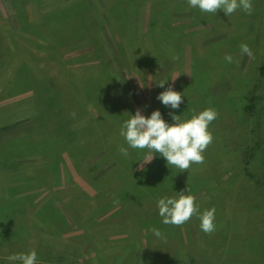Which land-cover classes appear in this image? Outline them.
Returning a JSON list of instances; mask_svg holds the SVG:
<instances>
[{
	"label": "rangeland",
	"instance_id": "obj_1",
	"mask_svg": "<svg viewBox=\"0 0 264 264\" xmlns=\"http://www.w3.org/2000/svg\"><path fill=\"white\" fill-rule=\"evenodd\" d=\"M251 3V14L226 17L186 0H0V200H22L38 264H264V0ZM168 87L183 95L181 120L218 113L213 140L183 172L162 158L141 169L144 153L128 155L138 181L165 189L146 187L141 201L116 171L127 147L119 126L138 108L172 123L155 99ZM15 139L23 148L5 150ZM152 164L158 177L143 172ZM11 173L21 176L6 181ZM174 191L201 212L214 207L215 230L202 232L196 216L162 224L156 200ZM55 206L70 227L58 216L56 228ZM7 229L0 264L23 253L10 244L21 231Z\"/></svg>",
	"mask_w": 264,
	"mask_h": 264
},
{
	"label": "clouds",
	"instance_id": "obj_2",
	"mask_svg": "<svg viewBox=\"0 0 264 264\" xmlns=\"http://www.w3.org/2000/svg\"><path fill=\"white\" fill-rule=\"evenodd\" d=\"M189 8L201 13L216 15L218 11L224 16H231L242 10L251 14V0H186ZM241 52L250 54L246 44L241 45ZM231 61V57H226ZM176 79V78H175ZM171 79V80H175ZM166 79L158 86L163 88ZM164 108L169 109L168 115L172 123H168L160 110H153L145 116L143 110L138 108L134 114H128L119 126V135L123 137L127 147L120 149L124 157H128L129 149L144 153L137 163L143 169L156 158H162L166 167L187 170L193 164L203 163V153L212 142L213 136L209 125L217 118L218 113L213 108H206L193 114L190 118L181 120L174 110L180 108L182 93L174 91L171 87L160 92L155 98ZM187 192V189H186ZM172 196H161L156 200L157 215L165 225L180 226L193 216L199 220V228L204 233L215 230V208L201 212L195 203V197L184 192H175ZM154 236L161 237L158 228L150 229ZM10 264H38L37 253L33 250L28 253H15L7 257Z\"/></svg>",
	"mask_w": 264,
	"mask_h": 264
},
{
	"label": "trees",
	"instance_id": "obj_3",
	"mask_svg": "<svg viewBox=\"0 0 264 264\" xmlns=\"http://www.w3.org/2000/svg\"><path fill=\"white\" fill-rule=\"evenodd\" d=\"M22 29L23 28H25L24 27V25H22V27H21ZM13 41V40H12ZM14 42V41H13ZM132 57H133V54H132ZM259 72H260V74L261 75H264V65H262L260 68H259ZM16 77H17V74H16ZM13 84H14V87H13ZM18 84H17V80H16V82H13V83H10V85L8 86L9 88H8V91L11 89L12 90V92L16 89V86H17ZM15 88V89H14ZM102 102H103V100H102ZM105 108H106V106L104 105V107H103V110H105ZM103 110H102V112H103ZM124 119H126L127 118V115H124ZM22 139H15V141H12V142H10V143H8L9 145L7 146L6 145V148H5V150H10V149H15V150H18V149H20L21 150V148H23L21 145H23V143H22V141H21ZM15 144H17V145H15ZM10 145H15V146H10ZM10 146V147H9ZM132 152H133V156L135 155V153L136 152H134L135 150H131ZM137 154V153H136ZM132 155H130L129 154V158L131 157L132 159L133 158H135V156L133 157ZM132 159H126L123 155H120V159L118 160V162H119V164L117 165V166H119V169L118 170H116L118 173L120 172V169H121V167H123L122 169H123V173L124 172H126V173H128V175H130L129 177H128V179H130V181H128V182H130V184H131V182H133L134 181V183H135V185L140 189V191H142V192H140V193H138L137 194V196H134V198H137L138 200L139 199H141V201H144V200H146V199H149L151 196H150V194H148V192L149 191H147V188L149 189V188H151V186H153V187H155V191L156 192H158V191H161V190H165V189H163L162 187L161 188H159V187H156V186H154V185H152V181H155V179L156 178H154V179H151V178H149L150 180H147V181H145L144 182V184H142V182L141 181H138V179H137V176L140 174V173H137L135 170H134V165H132L131 163V160ZM129 162H130V164H129ZM153 168H154V166H153V164L152 165H149L147 168H145L144 169V173H146V172H148V174H150V176L149 177H152V176H155V177H158V175H160L157 171H154L153 170ZM142 172V173H143ZM1 174V173H0ZM120 174V173H119ZM17 176V177H19V176H21V173H11L10 174V176H9V174H7V176H6V181H9V180H13L14 178V176ZM45 175H47V174H45ZM44 175V176H45ZM1 177H2V175H0V180H1ZM13 179H12V178ZM10 178V179H9ZM15 179H17V178H15ZM139 185H141V187L139 186ZM147 187V188H146ZM142 188H143V190H142ZM144 189H146V190H144ZM149 190H151L152 191V189H149ZM158 194H159V192H158ZM149 195V196H148ZM152 195V194H151ZM6 198V197H5ZM128 199H126V201L124 200L123 202H122V204H121V207H123V206H125V205H128L130 202H128L127 201ZM45 204V203H44ZM43 204V205H44ZM42 205V206H43ZM131 206V205H130ZM154 213H157V208H156V212H154ZM17 219V222L18 223H20V224H23V219L21 218V217H18V218H16ZM25 225V224H24ZM16 243V242H15ZM16 247H15V250L17 251V250H19V251H21L22 250V252L23 253H25L26 252V247H25V245H24V243L21 241V240H19L18 241V243L17 244H14ZM39 250L40 249H38L37 251H38V253H39ZM29 251H27L26 253H28Z\"/></svg>",
	"mask_w": 264,
	"mask_h": 264
},
{
	"label": "crops",
	"instance_id": "obj_4",
	"mask_svg": "<svg viewBox=\"0 0 264 264\" xmlns=\"http://www.w3.org/2000/svg\"><path fill=\"white\" fill-rule=\"evenodd\" d=\"M1 170H2V168H0V173H2ZM10 200H11V198L10 199L3 198L2 200H0V215H1L0 216V225H1V222H2V223H6L8 225V229L7 230L11 231L13 229V230H15L17 232L20 230L21 234H18L17 236H15L14 239L17 240V241L21 240L23 243H26V240L27 239L29 240V238H30L31 232L35 228L37 230V226H35L34 223L29 225V222H28V226L24 225L25 224L24 208L20 207L21 204H22V202H21L22 200L18 199V197L15 198L14 199V205L9 207ZM11 201H13V200H11ZM70 201H71V199H70ZM7 202H8V204H7ZM39 208L40 207L38 205V207H34V210L39 209ZM50 211H51V217L52 218H53V214H55V217L53 219H54L55 225L57 226L56 228L59 227V224L57 223L58 221H56L57 220L56 217H58V216H61L63 219L65 218L64 220L66 221V224L68 226L70 225L68 220L66 219V216L64 215V213H62L56 206L54 208H50ZM4 214H5V216L7 215V218L5 217V218L1 219L2 216L4 217ZM48 214H49V212H48ZM8 215H9V218H8ZM18 217H21L23 219V224H20V223L17 222L16 218H18ZM71 228H73V227H71ZM30 229H32V231H30ZM6 238H8V237H6ZM10 244L14 245L16 243H15V241H13V242H10Z\"/></svg>",
	"mask_w": 264,
	"mask_h": 264
}]
</instances>
